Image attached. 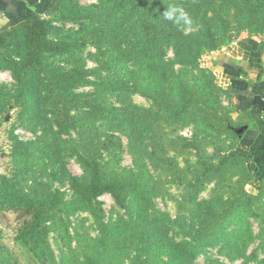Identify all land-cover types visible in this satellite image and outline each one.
I'll return each instance as SVG.
<instances>
[{"label": "rangeland", "instance_id": "rangeland-1", "mask_svg": "<svg viewBox=\"0 0 264 264\" xmlns=\"http://www.w3.org/2000/svg\"><path fill=\"white\" fill-rule=\"evenodd\" d=\"M54 2L37 13L42 34L70 37L71 52L26 67L27 25L0 31V264H89L97 252L109 264H264V183L230 154L240 121L214 64L243 37L264 48V0H174L171 32L207 26L189 58L149 24L136 30L135 8L149 20L156 0ZM94 171L117 197L74 193L72 178ZM26 203L48 211L44 241L21 231Z\"/></svg>", "mask_w": 264, "mask_h": 264}, {"label": "crops", "instance_id": "crops-1", "mask_svg": "<svg viewBox=\"0 0 264 264\" xmlns=\"http://www.w3.org/2000/svg\"><path fill=\"white\" fill-rule=\"evenodd\" d=\"M54 0H0V31L52 5ZM214 64L227 86L228 103L239 120L233 151L254 179L264 183V48L243 37L217 51Z\"/></svg>", "mask_w": 264, "mask_h": 264}, {"label": "trees", "instance_id": "trees-1", "mask_svg": "<svg viewBox=\"0 0 264 264\" xmlns=\"http://www.w3.org/2000/svg\"><path fill=\"white\" fill-rule=\"evenodd\" d=\"M56 1V0H55ZM130 1V0H129ZM133 1V0H131ZM150 0H137V4L141 3H148L149 4ZM55 3V2H54ZM175 4L174 0H156V2L153 4L151 8H149L147 11L151 12V15L149 17V20H146V16L143 15V12L139 9V7L135 8V14H134V20L133 23L136 26V30H142L150 25L151 29L154 30V34L158 36V38L164 42L170 43L173 42V47L176 49L174 51L175 57L179 56V54H185L186 56L191 57L192 55V42L191 39L194 38V35H197V37H202L205 35L207 26L202 23L200 26V30L197 31L196 33H191L187 34L184 32H179V33H173L171 32V28L174 26V20L173 19H167L166 18V13L172 12V14L175 12H178V8H170L169 5ZM55 4H53L54 6ZM127 5V3L124 2V0H121L119 6V9H124V7ZM53 6L49 7L47 10H45L44 13H48L52 10ZM184 12L187 11H192V8L190 6L184 7ZM261 13L264 14V6L261 10ZM196 18H201L200 14L194 13L193 15ZM202 21V19H200ZM19 23L26 24L27 25V33L25 35L24 43H25V51H26V59L24 62V66L26 67H32V68H37L41 65L43 56L45 55L46 52H53V53H66V52H71L73 48L76 46V43L70 38L67 37L65 41L61 42H52L48 40L43 34H42V20L39 17V14H32ZM17 23V24H19ZM15 24V25H17ZM13 25V26H15ZM11 26V27H13ZM179 27V26H178ZM84 23H80V29H84ZM9 29V28H7ZM7 29L2 30L6 31ZM167 29V30H166ZM208 32V31H207ZM94 35H92L93 37ZM89 39V36L85 38V40ZM79 42V40H78ZM139 42V41H138ZM80 46V45H79ZM185 51V52H184ZM142 61V60H140ZM183 63V60L177 59L176 63ZM11 63H15L11 61ZM139 63V61H138ZM141 66V72L148 74L150 69H145V66H147L146 63H139ZM37 65V66H36ZM15 79L17 80L18 84L20 85L21 83V77L18 75V69L15 67ZM55 71H59L60 69L55 68ZM41 70V69H40ZM122 70H126L128 73L133 72L131 69H126V68H121L119 67L118 71L121 73ZM39 69H37V74H38ZM42 71H40V74ZM61 73H65L64 71H61ZM42 79H47V78H42ZM77 79L73 78L72 81H75ZM84 83H91L88 79H83ZM102 83H106L107 85L110 86V89L113 91V82L109 81L108 79L102 78ZM143 81H145V77L143 78ZM47 83H49L48 79L46 80ZM74 84V83H72ZM74 86V85H73ZM72 86V87H73ZM117 92V89H116ZM105 118V117H104ZM231 156H236L238 157L241 162L243 167L244 162L240 156H238L234 151L230 153ZM97 171L92 172V177L88 179H83V178H72L71 182V188L73 189L74 193L78 197H83V198H95L98 195L102 194L103 192H110L114 197H117L118 194V182L113 180V179H104L103 176L100 175V173H95ZM30 205L27 203L24 205L22 209V216H29L31 214V217L29 219L25 218L23 221V227L21 228V231L24 232V236L27 237L28 234L29 236L31 234H36L38 232H41V239L44 241V235L46 234V226L43 224V219L48 218V211L46 209H43L41 211H32L30 213ZM215 213V212H214ZM212 242L211 239H205L203 241L204 245L210 244ZM38 257L41 259V256L44 255L43 252H38ZM45 256V255H44ZM103 256H106L109 261L113 262L114 261V255L111 252L104 253L102 254L101 252L96 253L95 258L91 259H86L85 261H88L89 264H109L105 260L101 259H96V258H101Z\"/></svg>", "mask_w": 264, "mask_h": 264}, {"label": "clouds", "instance_id": "clouds-1", "mask_svg": "<svg viewBox=\"0 0 264 264\" xmlns=\"http://www.w3.org/2000/svg\"><path fill=\"white\" fill-rule=\"evenodd\" d=\"M165 15H166V18H167V19H172V12H171V11L168 12V13H166ZM183 15H184V14L181 13V17H183Z\"/></svg>", "mask_w": 264, "mask_h": 264}]
</instances>
